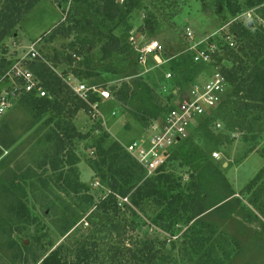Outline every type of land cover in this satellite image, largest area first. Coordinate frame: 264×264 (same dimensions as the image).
<instances>
[{"label": "rangeland", "instance_id": "374dc122", "mask_svg": "<svg viewBox=\"0 0 264 264\" xmlns=\"http://www.w3.org/2000/svg\"><path fill=\"white\" fill-rule=\"evenodd\" d=\"M232 1L233 7L228 8L217 0H133L130 14L121 7L122 14L109 20L100 12L103 0H71L69 7L40 0L25 15L6 38L10 52L24 54L40 39L37 49L48 59L56 53H71L75 43L83 50L80 58L72 68L56 64L57 72L78 68L83 74L77 80L70 78L71 85L81 81L107 88L111 98L100 104L97 118L80 111L73 119L83 136L75 142L79 160L75 168L62 162L56 170L47 116L41 119L30 108L16 105L6 114L9 130L0 132V264H40L60 245L73 253L84 244L96 245L97 264H130L129 250L140 254L145 264H264V187L259 191L264 177L250 193L245 190L264 169V106L238 118L237 110L245 101L235 89L227 90L223 110L214 119L219 128L204 120L191 125L187 139L173 149L176 157L169 169L183 182L194 176L200 185L187 216L190 221L182 218L178 226L176 222L174 228L164 230L154 221L157 210L150 201L139 208L131 204L134 189L128 190L127 203L120 201L126 206L117 214H102L96 208L111 192L109 180L100 174L104 171L109 178L115 172L111 159L99 166L100 144L105 151L114 142L125 150L147 134L142 117L159 119L185 96L189 98L191 84L182 87L189 75L182 70L169 71L170 62L184 64L189 54L191 42L184 36L187 30L198 42L224 27L230 30L236 17L248 25L251 15V23L264 36V3L248 9L251 0ZM118 3L124 5L123 0ZM237 8L242 11L235 16L232 12ZM72 12L79 20L72 35L46 41L57 24L74 25ZM110 33L120 39L125 52L103 59L101 48ZM153 41L164 48L161 65L153 55L142 52ZM140 57H144L143 63ZM186 61L188 68L189 59ZM88 70L96 75L85 78ZM207 81V75L201 74L193 83L204 85ZM125 85L129 87L127 97L124 102L117 101L115 91ZM172 91L181 93L170 99ZM102 133L108 137L102 138ZM96 169H102L97 172L99 177ZM136 173L141 185L145 178L139 170ZM77 180L83 187H77ZM16 199L29 211H23V217L11 211Z\"/></svg>", "mask_w": 264, "mask_h": 264}, {"label": "trees", "instance_id": "16d2710c", "mask_svg": "<svg viewBox=\"0 0 264 264\" xmlns=\"http://www.w3.org/2000/svg\"><path fill=\"white\" fill-rule=\"evenodd\" d=\"M54 1L61 5L67 2V0ZM217 1L226 5L228 8L233 7L232 0ZM39 2L40 0H0V77L22 54L16 51L10 52L9 47L5 43L6 38L18 27L25 15H27ZM123 2L124 5L120 6L118 0H103L100 12L109 20L122 14L121 7L125 8L126 12L130 14L134 8L133 0H123ZM263 3L264 0H251L248 2L247 8L253 9L255 6ZM241 11L242 10L237 8V10H234L232 13L236 16L239 15L238 13ZM262 11H264V8ZM72 13L73 26L71 24L65 25L64 22L59 23L48 33V38H46V36L43 38H46V41H51L56 36L68 37L72 35L74 27L79 25V20H76L74 17L76 14L74 12ZM231 30L235 34L237 48L230 49L225 46V55L227 57L229 69H226L224 74L227 78L229 87L237 90L242 100L245 101L244 106L237 110V116L241 118L246 112L264 106V69L262 68L264 61L262 60L260 62L264 54V36L261 33V29L255 28V25L252 23L246 25L242 23L241 20L233 23ZM70 49L73 51L67 55L56 53L53 54L52 57L48 56L46 60L49 64L40 59L27 62V67L36 75L41 85L48 92V96L39 98L35 95L21 94L14 103L16 106L30 108L33 114L41 119L47 116L45 121L52 128L53 132L55 145L54 159L56 160L54 166H56V170H59L58 165L62 164V162L70 168H75L78 165L79 160L75 152V142L83 138V136L77 130L73 119L80 111L89 113L88 105L77 99L64 81L68 76L79 78L83 74L82 71L78 68H74L65 70L60 74L57 73L56 70L57 66L55 65L58 63H65L72 68L75 60L80 58V54L83 51H81V47L72 43ZM101 51L103 59H109L114 53H124L125 48L122 46L120 39L113 33H110ZM187 59H189L188 68L184 66L185 63H187ZM170 61H173V59ZM183 61L184 64L178 63V61L173 63L170 62L169 68V71L178 73L182 70L186 72L185 74L189 75L190 78L183 81L182 87L187 84L192 85L194 80L206 70L204 66L193 62L191 53H189ZM85 62L86 66L88 61L85 60ZM95 75L93 71L91 72L88 70L85 73V78H91ZM128 89L129 87L125 85L123 88L115 91L116 100L124 102L127 97ZM180 93L181 92L178 91V93L175 94L174 91H172L169 98L171 99L174 96H178ZM92 101H99V98L93 97ZM222 106L215 110L209 118L201 119L199 122L204 120L207 123L212 122L213 125H215L216 122L214 119L218 118V114L223 110ZM164 115H162V117ZM5 117L0 122V132H7L9 130L8 125L5 123ZM156 120L158 119L155 118L150 121V117H142L141 123L146 130V128ZM100 136L105 139L108 137V134L102 133ZM104 139H101V142H103ZM111 147L110 150L105 151L103 150L104 146L100 144L98 148V153H102V163L99 164V166L102 167L103 164L106 165L108 159H111V166H115V172H112L109 178L106 177L104 171L100 174V178H103L105 181L106 179L109 180L108 184L111 187V192L106 198L101 199L100 202L96 204L98 211L107 215L109 213L117 214L122 207L126 206V204L120 202V199H129L127 196L128 190L134 189V193L130 197L131 204L139 208L144 201H150L157 210L154 221L161 224L164 230L174 228L176 222L178 226L182 218H187L194 207V202H196V194L200 185L196 182L194 176H190L188 182H183L182 177L175 176L174 170H171L172 168L169 169L171 162L174 161L176 157L173 150L168 159L169 164L162 167L156 175L146 179L144 169L126 152V150L120 148L115 142ZM137 170H139V173L145 178L141 185L139 184L140 182H137L141 180L139 176H136ZM71 171L73 172L74 170L72 169ZM100 171H102V169H96L94 172L97 177H99L97 172L100 173ZM66 177L67 180L70 179L69 172H67ZM263 177L264 169L245 187L246 193H250ZM77 187H83L78 183V180ZM263 187L264 183L261 184L259 191L262 190ZM119 194L121 197H119ZM262 194L264 195V191H262ZM263 195H261V197ZM254 199L257 201L258 197L256 196ZM10 208L11 211H17L21 217L24 216L23 211L29 213L22 200L16 199L12 202ZM195 225L196 223H194L192 228H195ZM192 232L194 233L193 230ZM95 251V244H93V246L84 244L77 247L73 253H70L64 245H60L50 251L41 260L40 264H97L98 255ZM129 253L132 260L130 264H145L140 254L132 250H129Z\"/></svg>", "mask_w": 264, "mask_h": 264}, {"label": "built area", "instance_id": "2783aa9c", "mask_svg": "<svg viewBox=\"0 0 264 264\" xmlns=\"http://www.w3.org/2000/svg\"><path fill=\"white\" fill-rule=\"evenodd\" d=\"M70 3L71 0L66 2L68 7ZM240 19L236 18L233 23ZM184 36L191 42L188 52L192 54L193 62L206 68L202 74L207 75L208 81L204 85L198 82L193 83L190 87L189 98L185 96L183 101L168 109L162 118L150 124L146 129L147 134L125 148L126 152L144 169L146 179L156 175L162 167L169 164L168 159L172 150L184 143L191 130V125L194 127L201 119L209 118L215 110L221 107L227 90L230 88L224 71L229 69L225 46L230 49L237 48L235 34L232 30L224 27L198 42L192 40L193 34L189 30ZM40 41V39L35 41L28 51L0 77V122L21 94L35 95L39 98L48 96V92L36 75L27 67V62L37 59L49 64L37 49ZM142 52L144 55H153L157 64H162L161 56L164 48L159 42H151ZM139 60L143 63L144 57H140ZM170 77L171 75L168 74L167 78ZM70 78L77 79L75 77L64 79L73 95L88 105L91 118H97L100 104L111 98L110 91L81 81L71 85ZM174 93L177 94L178 91ZM93 97L99 98V101L93 102ZM216 126L219 128L220 124L216 123ZM213 156L219 159L217 153ZM120 201L127 203L128 198H121Z\"/></svg>", "mask_w": 264, "mask_h": 264}, {"label": "clouds", "instance_id": "9594fccd", "mask_svg": "<svg viewBox=\"0 0 264 264\" xmlns=\"http://www.w3.org/2000/svg\"><path fill=\"white\" fill-rule=\"evenodd\" d=\"M251 22H252V18H251V15H249L248 23H251Z\"/></svg>", "mask_w": 264, "mask_h": 264}]
</instances>
